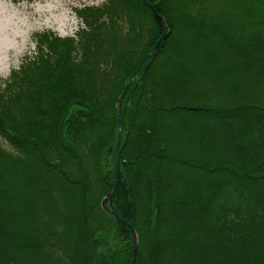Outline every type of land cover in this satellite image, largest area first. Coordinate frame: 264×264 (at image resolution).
I'll return each mask as SVG.
<instances>
[{
	"label": "trees",
	"instance_id": "16d2710c",
	"mask_svg": "<svg viewBox=\"0 0 264 264\" xmlns=\"http://www.w3.org/2000/svg\"><path fill=\"white\" fill-rule=\"evenodd\" d=\"M177 7L104 0L76 8L73 36L35 32L0 84V264H131V229L101 206L117 163L107 205L136 232L135 264L250 261L264 222V0Z\"/></svg>",
	"mask_w": 264,
	"mask_h": 264
},
{
	"label": "rangeland",
	"instance_id": "374dc122",
	"mask_svg": "<svg viewBox=\"0 0 264 264\" xmlns=\"http://www.w3.org/2000/svg\"><path fill=\"white\" fill-rule=\"evenodd\" d=\"M193 1L180 0V3L184 7ZM103 2L104 0H0V84H4L10 71L17 68L35 50L36 31L50 29L61 36H73L81 26L76 8L100 5ZM182 7H177L179 12ZM181 23H184L183 20ZM0 145L11 149L1 136ZM262 237L264 222L253 233L251 242L254 246L247 264H255V255L259 254L261 244L264 246ZM192 245L195 246L194 243ZM193 246L192 250L189 249L191 253L195 249ZM179 257L181 261L178 260V264L187 263L180 255Z\"/></svg>",
	"mask_w": 264,
	"mask_h": 264
},
{
	"label": "water",
	"instance_id": "95a60500",
	"mask_svg": "<svg viewBox=\"0 0 264 264\" xmlns=\"http://www.w3.org/2000/svg\"><path fill=\"white\" fill-rule=\"evenodd\" d=\"M148 4H149V3H148ZM149 5H150V4H149ZM154 14H155V16H156L157 18H159V19H160L165 25H167V21H166V19H165L162 15H159V14H158L157 12H155V11H154ZM163 37H164V33L158 38V40L156 41L155 45L153 46V49H152V51H151V53H150V55H149V57H148V61H147V63L143 66V69H147L149 63H150V62L153 60V58L155 57V55H156V53H157V51H158V48H159V44H160L161 40L163 39ZM134 78H135V75H132L131 78H130V80H129V82L124 86L122 93L119 95V98H118L119 108H120V103H121V101H122V98H123V96H124V94H125V91H126L128 85L133 81ZM118 118H120V113H119ZM67 126H68V121L65 122V129L67 128ZM120 130H121V129H119V136H120ZM118 142H119V137H118ZM118 142H117V155H118ZM118 178H119V165H118V163H117L116 173H115V177H114V179H115V183H114V185H113L111 191H110L108 194H106V195L101 199V206H102V208H103L107 213H110V214H112V215H115L118 219L124 221V222L129 226V228L131 229V231H132V245H133V247H132V259H131V264H135V260H136V246H137V235H136V232H135V230L133 229V227H132L130 224H128V223L123 219V217H122L120 214H117V213L111 211V209H110V208L108 207V205H107V202H108L109 198L114 194V192H115V190H116Z\"/></svg>",
	"mask_w": 264,
	"mask_h": 264
}]
</instances>
